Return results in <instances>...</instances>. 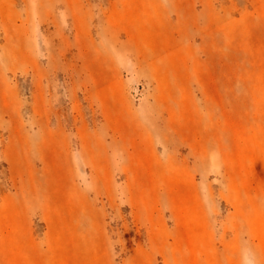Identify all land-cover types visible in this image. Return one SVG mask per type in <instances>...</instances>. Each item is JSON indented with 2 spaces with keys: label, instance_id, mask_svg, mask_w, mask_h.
<instances>
[{
  "label": "rangeland",
  "instance_id": "rangeland-1",
  "mask_svg": "<svg viewBox=\"0 0 264 264\" xmlns=\"http://www.w3.org/2000/svg\"><path fill=\"white\" fill-rule=\"evenodd\" d=\"M0 264H264V0H0Z\"/></svg>",
  "mask_w": 264,
  "mask_h": 264
}]
</instances>
